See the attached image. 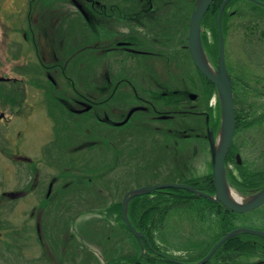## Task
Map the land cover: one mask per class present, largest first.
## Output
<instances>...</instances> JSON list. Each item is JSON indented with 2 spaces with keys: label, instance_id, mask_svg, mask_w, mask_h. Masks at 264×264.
Segmentation results:
<instances>
[{
  "label": "rangeland",
  "instance_id": "obj_1",
  "mask_svg": "<svg viewBox=\"0 0 264 264\" xmlns=\"http://www.w3.org/2000/svg\"><path fill=\"white\" fill-rule=\"evenodd\" d=\"M79 1L84 6L83 1ZM124 1L109 0L108 2L121 4ZM215 1L213 0L210 6L214 12H216ZM197 2L198 0L196 4ZM242 2L238 3L235 15L230 18L229 32L225 38L226 66L232 80L235 78L233 82L237 88V97L238 94L242 97L244 92L247 95L248 91L240 84L241 77L235 70L241 66V60L245 58L246 45L248 51L250 50L248 40L252 36L254 38L256 28L262 27L264 22L254 19L252 6ZM41 3H44L42 9L49 8L46 0H37L38 6ZM194 3L195 0H186L179 5H169L167 10L162 11V20L172 21L171 18L178 15L180 18L177 22L180 24L187 22L185 16L190 10H193L191 15L193 14ZM75 6L79 8L76 4ZM69 8L75 11L71 5ZM34 9L32 0H0V77L5 78L4 81H0V114H3V117L8 116L6 121L5 119L0 121V194L10 188L23 187L22 185L28 182L29 177L25 175L28 166L23 162H16L2 149L14 152L18 150L35 162H39L40 171L36 173L37 180L41 183L32 194L27 193L19 200L12 199L9 213L14 212L13 219L21 220L23 212L37 205L41 195H44L45 205H40L35 214L38 215L40 222L38 240L32 229L31 234L26 233L24 237H17L16 240L10 237L6 246L0 243V264H55L60 259L59 247H56H62L65 242L69 243L68 247L72 245L75 250L76 246H81L82 258H76L79 260L78 264H112L115 255L137 248L132 240H135L133 233L124 228L122 221L116 220L113 214L111 216L100 214L95 210L87 209L88 205L85 204L91 203L92 197L119 201L123 199L125 193L135 191L137 188L164 183L184 184L193 176L201 178L210 171L207 164V143L203 138L178 131L191 121H185L180 116L169 120H156L145 107H137L140 103L133 101L130 94L120 93L127 88L125 83L120 84L118 88L120 94L115 96L109 105L95 101L87 102L84 95L76 96L81 103H75V100H72L74 98L71 91L72 84L67 83V78L58 71V66H54L55 63H61L67 57L68 70L75 75L79 90L91 94L94 99L104 98L111 85H115L122 78L131 79L138 87L149 84L168 86L169 83L191 86L193 89L189 90L186 96L192 99L189 108L193 110L199 106L201 108L200 103L215 105L216 96L213 93L210 99H204V86L197 70L188 58L187 52L179 48H174V52L169 55H158L154 51L139 54V61L133 65L114 62L109 57L114 50L102 56L105 42H110L118 34L116 26L120 24L123 27L129 24L124 18L132 11L129 5L122 8L120 21L111 23L113 26H108L110 30L107 31L102 27V30L99 29L100 15L98 16L90 5L87 7L89 19L83 12L75 11L78 20L52 7L45 20L39 23L40 27L34 31L36 28L33 26L32 17L39 18ZM99 33L101 37L98 36ZM209 37L211 40V34ZM93 41H97L98 44L93 45ZM182 42L183 39L178 40V44ZM259 48L264 51V42L253 47L254 50ZM37 49L44 64L36 57ZM75 51L89 52L86 56V65L85 63L81 65V61L77 60L76 72L73 65L76 58ZM204 51L208 57L210 56V60L215 61L206 47ZM259 52L250 55V58L253 57L251 62H245L246 72L254 74L258 72L257 63L264 62V53ZM190 74L195 77V85L189 79ZM66 75L64 72V76ZM51 76L57 81V85ZM176 79L179 83H176ZM260 79L250 77L249 87L264 85V78ZM261 89L264 90L263 87ZM138 93L146 96V92L141 88L138 89ZM193 95L195 98H192ZM155 97L156 95L151 93V98L156 102ZM259 97L262 95L257 93L256 98L246 100L245 104L254 106L255 102H261L258 101ZM214 110L216 114L219 113L217 107ZM260 150L258 146L246 147L248 157L250 156L251 159L260 158ZM233 157L232 151L228 161L234 164ZM239 161L242 163L243 159L239 158ZM245 161L247 164L250 160ZM261 162L264 163V159H261ZM184 163L192 165L193 168L183 169ZM257 164L260 166L259 162ZM49 183H52L53 187L47 191ZM162 189L168 188L156 189L155 192H163ZM171 189L185 191L182 188ZM195 190L191 195L197 196L196 199L202 198L200 196L204 194L214 196L212 193ZM46 193L50 194V197H47ZM101 198L98 200L103 201ZM199 201L201 203L197 202L185 208L178 205L172 210L167 209L173 213L167 212L164 216L161 215L155 229L153 236L156 241L155 246L167 251L171 257L182 259V261L172 260L166 256L167 261L173 264H206L213 261L212 257L224 245L219 243L220 245L217 244L206 251L202 249V254L199 249H195L196 245L204 243L202 242L204 236L211 235L210 226L216 225L217 232L218 227L230 228L233 220L228 216L230 213L222 208H220L222 213L218 212L216 217L206 213V203L203 200ZM127 204L128 202L125 204L126 213L125 216L123 213V221L126 220L125 223L135 229L129 220ZM106 205L97 203L96 206L91 207ZM195 212L199 215L196 216ZM233 215L234 213L230 217ZM246 220H243L245 224L264 225V221L257 220L253 212L246 215ZM44 222V230L41 232ZM5 227H9V223H6ZM239 230L258 235L255 234L258 232L257 229L241 227L231 232L225 231L226 237L223 235L221 240L236 235ZM135 232L137 238L135 241L140 247V243L144 245V240L141 238L144 232L137 229ZM262 234H264L263 230ZM252 239L259 244L257 237L252 236ZM38 243L46 248L42 252V257L36 258L26 244L39 247ZM14 244H23L29 254L26 255L18 248H14L12 246ZM120 245L122 249L119 248ZM154 249L151 248L153 257L161 255L160 250L153 252ZM229 250L232 248L226 246V249L218 255L225 257L221 258L224 261L217 264H236L232 256L228 258L229 254H225ZM37 253L39 254V250L33 251V254ZM60 253H62L61 259L69 254L68 252L65 254L64 251ZM64 260L69 262L70 259ZM215 260L216 258L211 264H214ZM249 260H253L252 263L264 264L263 255H256L251 250L242 253L240 263L247 264Z\"/></svg>",
  "mask_w": 264,
  "mask_h": 264
},
{
  "label": "trees",
  "instance_id": "obj_2",
  "mask_svg": "<svg viewBox=\"0 0 264 264\" xmlns=\"http://www.w3.org/2000/svg\"><path fill=\"white\" fill-rule=\"evenodd\" d=\"M35 5V11L37 12L36 16H39V18L32 17L34 31L37 30L40 26L39 23L45 20V16L48 14L49 10L54 7L57 11L60 12H66L68 13L72 19L78 20V16L76 12H80L79 9L76 8L74 0H46V4L48 5V9L44 10L42 9V5L44 3H41L39 6L37 4V0H32ZM77 2H80L79 0H76ZM84 3V6L87 8L88 5L92 7V9L98 14L99 16V29L104 28V30H110L108 26H113L116 21H120L122 10L126 7V5H129L132 8V11L130 14L125 15V19L129 21V24L126 26H121L118 24L116 27L117 33L119 35H125L124 41L121 42L119 39L114 37L110 42H105L103 45V54L102 56H106L110 51L114 50V53L109 55V57L114 62H125L126 64L133 65L138 60L139 54L142 55L144 53H148L150 51H154L158 55H169L172 52H174V48H179L181 50H184L187 52L188 58L191 60V63L195 67L191 54L188 48V37H189V19L191 16V13L193 10H190L186 16L185 19L187 22L180 24L178 19L180 18L178 15H174L172 21L170 20H162V11L167 10L169 5H179L183 2H186V0H125L124 3L121 4H113L108 2L109 0H82ZM194 3V6L196 4ZM240 1L247 2L252 6V14L254 19L263 21L264 20V0H230L222 14V30L224 37L226 38L229 32V21L230 18H232L235 15L236 6ZM216 12L209 9L204 17V25L202 30V42L204 48L206 47L209 54H211L212 57H217L219 54V32H218V16L220 8L224 2V0H216ZM74 7L75 11H71L69 6ZM150 7L153 8L152 11H150ZM123 8V9H122ZM194 9V8H193ZM74 16V17H73ZM149 20V21H148ZM112 23V24H111ZM32 28V27H31ZM32 31V32H34ZM116 33V34H117ZM115 34V35H116ZM209 34H211V40H209ZM208 35V36H207ZM99 37H101V34H98ZM183 39V42L178 44V40ZM99 41V40H98ZM261 42H264V22H262V27L256 28L254 33V38L252 36L251 39L248 40L247 44H250V50L248 51V46L246 45L244 50V56L245 58L241 60V66L235 70L236 73L241 77L240 84L244 86L245 89H247L248 94L246 95L245 92L241 95L238 94L237 97V88H235V84L233 85L234 88V102L236 107V113L238 116L237 124H236V133L234 142L232 143V151L235 153H247L246 147L247 145H250L251 140L249 135V131H255L256 135L253 138V142L255 143V146H258L261 150L259 153V156L261 159H264V90L261 88H264V85H256V86H250L249 87V81L248 79L250 77H256L258 80H261L260 78H264V62H258L257 68L258 72L254 71V73L246 72L244 70V67H246L245 62L249 61L251 62L253 60V57L250 58V55L258 53H264L262 48H259V50H254L253 47L256 44H260ZM93 45L98 44L97 41L92 42ZM95 43V44H94ZM252 50V51H251ZM37 52H39V56L41 57L40 51L37 49L35 51L36 57ZM89 54L88 51L78 52L75 51V61L73 65L75 66V72H76V62L77 60L81 61V65L86 62V56ZM121 56H124V58H120ZM210 58V56H209ZM38 59V58H37ZM41 63H43V60L40 58ZM67 60V57H66ZM64 60L61 63H55L54 66H58V68H61V73L63 77H66L67 83L71 82L72 84V95L77 97H82L85 93H83L81 90H79V85L76 82L75 75H73L72 71L68 70V64ZM158 60V59H157ZM160 61V60H159ZM141 62V61H140ZM142 63V62H141ZM161 66V65H160ZM66 71H65V70ZM196 69V67H195ZM197 70V69H196ZM232 70V69H231ZM66 74H69L68 76H64V72ZM197 73L199 75V78L201 82H204V90H203V96L204 99H210L216 91V89L213 87L212 83L208 81L200 72L197 70ZM77 76V74H76ZM193 74L189 75V79L192 80V84L195 85ZM232 78V77H231ZM247 78V79H246ZM235 79V78H234ZM233 79V80H234ZM240 80V79H239ZM120 82H124V79L119 80ZM264 81V79H263ZM118 82V81H117ZM176 83H179V81L176 79ZM171 86V91L168 92L167 96H163L160 92H155V99L156 102L159 104H162L166 106H170L166 111L169 119H174L175 117H182L185 121H191L192 122H199L200 124H203V126L206 129L207 123L200 117V113L198 111L201 110L200 106L195 109L198 111L191 110L189 108V103H187V92L185 91L187 87L192 88L191 86H180V85H173L169 83ZM156 87L159 84H155ZM154 85V86H155ZM209 85L211 87H209ZM172 87H182L179 89H172ZM188 89V88H187ZM193 89V88H192ZM261 89L260 92H258ZM65 92H67L65 90ZM258 95H262V97L258 98V101L261 100V102H255L254 106L245 104L247 103L246 100H250L251 98L254 99ZM246 97V98H245ZM85 99V98H84ZM92 101L100 102V99H94ZM198 101V100H197ZM201 101V100H199ZM95 102H92L95 104ZM183 104H186L185 107L181 106ZM257 105V106H256ZM166 109V108H165ZM208 110H211L210 108ZM157 118V117H156ZM155 119V118H154ZM123 122V120H122ZM259 132H263L262 134H258ZM239 137H238V136ZM249 138V139H248ZM204 139V138H203ZM237 140V142H235ZM242 142V143H241ZM240 144V145H239ZM257 151V148H255ZM246 161L243 160V163L238 166V176L240 180L244 179L246 180L248 177L251 178L252 176H255L257 173H260L262 171L256 170L253 167L249 168V171L247 172L244 168L246 166ZM250 175V176H249ZM228 180L231 182V177L227 175ZM209 179V184H205L206 187H200V184H202L203 181L206 179ZM188 185L195 186L198 190L209 192L212 190L211 193L214 192V187L212 186V172L209 171L207 174L202 176L197 181H194V178L187 179L185 181ZM51 184V183H50ZM169 184V183H168ZM234 185L238 186V184ZM243 184V183H242ZM240 186V185H239ZM163 192L156 193L155 191L148 192L142 195H138L133 198L132 202H130V210H128V216L130 223L133 225L134 217L141 218V225L140 227L136 224L135 228H140L144 232V237L142 238L144 241V245L140 244L139 247L138 242H136L134 239H132L137 246L135 250L131 251H125L121 252L120 254H117L113 257V260L111 263L119 264L120 262L122 264H166L164 261L159 259L151 258L148 253L151 252V248H155L153 252H157V250H161L163 253L168 255V257L172 260H179L182 261V259L171 257L169 256L167 251H163L162 249H159L157 247H153L151 245H155L156 241L154 239L155 229L157 225L159 224L161 215L164 216V213L171 212L167 211V209L172 208L174 206H181L182 208L186 207V199L183 198L186 196L185 194H194L187 190H183L182 192L172 190L171 188L168 189H162ZM179 193V194H177ZM179 197V198H178ZM101 197H96L93 199L92 202L88 205L87 209H91L92 211L95 210L99 212L100 214H106V216H111V214L114 215V218L116 220L122 221V225L127 230H130L128 225L123 221V215H122V208H121V200H106L104 198L103 201L98 200ZM97 203H105L106 206H99V207H91L96 206ZM165 205V207H164ZM228 210V209H227ZM140 212V213H139ZM131 213V214H130ZM137 213L138 215H136ZM158 218V219H157ZM137 239V238H136ZM76 241H78L76 239ZM151 243V245H150ZM69 243H63V246L60 248L61 252L64 251L65 254L68 252L70 253L72 250H75L74 247L71 245L68 247ZM225 243L222 248H220L216 254L212 257L215 260L214 264L219 263L220 261H224V259H221L225 257L224 255L218 256L223 250L226 249ZM44 247V245H42ZM151 247V248H150ZM120 249H122L121 245L119 246ZM76 253L73 256H70L69 254L64 255V258L60 260H63L62 264H78L79 260H76V258L81 259L82 253H81V246H76ZM242 251V250H241ZM242 253V252H239ZM237 259L234 260V263L241 264L239 262V255ZM62 254V253H60ZM226 255L228 253H225ZM62 256V255H61ZM67 256V257H66ZM229 258V255H227ZM64 259H70L69 262H65ZM212 259V260H213ZM221 259V260H220ZM140 262H139V261ZM146 261V262H145ZM253 260H250L247 264H257L255 262L252 263ZM213 261H210L206 264H211ZM57 264V263H55ZM173 264V263H168Z\"/></svg>",
  "mask_w": 264,
  "mask_h": 264
},
{
  "label": "flooded vegetation",
  "instance_id": "obj_3",
  "mask_svg": "<svg viewBox=\"0 0 264 264\" xmlns=\"http://www.w3.org/2000/svg\"><path fill=\"white\" fill-rule=\"evenodd\" d=\"M74 2L79 7L77 9H79V11L83 12V14L86 16V18L89 19V16H88V13H87V8H85L81 3L77 2L76 0H74ZM152 10H153V8L150 7V11H152ZM202 30H203V27L201 29V32H202ZM124 36L125 35H123V34L122 35L117 34L114 37H116V39L118 38L119 41L123 42L124 41ZM114 37H113V39H114ZM188 48H189V37H188ZM38 53L39 52H37V56H38L37 58L40 61L41 57L39 56ZM218 57H219V54H218L217 57H215V61H213L211 59L212 62L214 63V64L212 63V65L215 68H217V65H218ZM215 63H217V65ZM195 67H196V65H195ZM59 69H58V71L60 72L61 68H59ZM229 73H230V71H229ZM67 75L69 77V74H67ZM119 80H121V79H119ZM124 80H125L124 82L118 81L119 83L116 82L115 85H113V86L111 85V87L109 88V90L106 93V96L104 98L100 99L99 103H104L103 105H105V104L109 105V103L111 102V100L115 96L119 95L122 92H125L126 94H130L132 96L133 101H135L137 104L140 103V105H138L137 107H145V109L149 110V112L151 113L152 117L155 118L156 120L168 119L169 116L167 115L165 110H167L170 106H168V104L166 106H164L162 104H159V103L155 102L151 98V93L155 94V92L158 91L161 94H163V96H167L168 92L171 91L170 84H168V86H165L164 84H159L157 87H156L155 84H149V85H147L145 87H143V86L138 87L136 84H134V82L131 79H126L125 78ZM117 83H118V87H117ZM121 83L127 84V88L124 91H121L119 93L118 92V88H119ZM55 84L57 85V81L56 80H55ZM203 85H204V82H203ZM212 85L216 89L215 84L212 83ZM139 88H141L143 91L146 92V96H141L138 93V89ZM175 88L179 89V88H182V87H175ZM187 88L185 90V91H187V93H188L189 90H192V88L191 89L189 87H187ZM214 93H215V96H216L215 105L211 104V103L210 104L207 103L206 105H203V103H200V104H202L201 110L200 111L194 110V111H198L201 114L200 117L202 119L204 118L203 120L207 123L206 129L203 126V124H200V123H188L187 125L181 127L182 129L178 130L179 132L190 133V135H192L194 137H197V138H204L203 141L207 143V148H208L207 149V153H208L207 164L211 168V170H212V154H211V143H210L209 136H210L211 133H213L215 144L218 143L219 136H220V133H219V127H220V125H219L220 124L219 113H220L221 105H220L217 89H216V91H214ZM84 98H85V100L87 102H91L93 100V97H92L91 94L88 95V94L85 93L84 94ZM192 98H195V96L193 95ZM72 100H75V103H81L78 100V98H76V96H74V98ZM188 100H189V102L187 101L186 104L191 103L190 101L192 99L191 100L188 99ZM194 100L196 101V99H194ZM137 104H135V105H137ZM186 104H183L181 106L184 107V105H186ZM216 107L219 110V113H217V114H216V110H214ZM209 108L211 110H208ZM191 110H193V109H191ZM235 113H236V109H235ZM4 119L6 121L8 119V116L5 115V117H2L0 119V121H3ZM237 119H238V116H237V113H236V124H237ZM123 121H124V119H123ZM235 131H236V129H235ZM235 133L236 132H234V134ZM262 133L263 132H259L258 134H262ZM249 135H251L250 136L251 143H250L249 146L255 147V143H257V142H253V138L255 137L256 132L253 131V130L249 131ZM234 138H235V135L233 137L232 143L234 142ZM2 150H3V152L6 155L11 156L16 162H18V163L19 162L20 163L23 162V163H25L28 166V170L26 171L25 175H26V177H29V178L27 179L28 182L26 184L22 185L23 187L10 188L9 190L3 191L0 194V243H1L2 246H6L7 242L10 240V237H12L14 240H16L17 237H24V235L26 233H30L31 234L33 230H34V235L37 237V240H38V230L40 231V227H38V226H39L40 222H39L38 215H35V214H36V212H37V210H38L40 205H45V201L43 199L44 195L40 196V198H39V200L37 202V205L31 207L30 210L28 209V210L23 212L21 220L13 219L12 215L14 214V212L13 213H9V212H10V209L12 207V201L14 199L15 200H17V199L19 200L20 198L24 197V195H26L27 193L32 194L36 189H38V187H39V185L41 183V181L37 180V173H36V172L40 171V168L38 166L39 162H35L27 154H24L22 152L20 153L18 150H16L15 152L12 151L11 149H10L11 151L5 150L4 148ZM231 153H232V144H231V147L228 150V153H227V156H226V159H225V168H226V174L231 177V182L229 180H228V182L233 187L235 193L238 195V198L244 199V198L249 197L250 195L254 194L255 192L259 191L260 189L264 188V178H260V179L258 178V177H263L264 176V163L261 162V158L257 157V158L251 159L250 156L248 157V154L245 153V152L242 153V154H240V153L236 154L235 153L234 157H233V159H234L233 160L234 164H233L230 161H228V158L230 157ZM251 153L252 152H250L249 155H251ZM239 158H242L243 160H250L247 163V165L244 167L247 172L249 171V168H252V167L254 169L262 171V172L257 173L255 176H252L251 178L248 177L247 178L248 181H246L244 179L240 180L239 179L240 177L238 176V172L237 171H238V166H240L243 162L240 163ZM257 160L260 163L259 164L260 166H258ZM182 167H183V169H187V170L193 168L192 165H187V163H184L182 165ZM22 175L23 174L21 172V176ZM193 178H194V181H197L198 179H200L199 176H193ZM32 179H34V180H32ZM189 179H191V178H189ZM227 179H228V177H227ZM233 181L235 182V184H238V186L232 184ZM208 182H209V179L207 178L205 181L202 182V184H200V187H203V188L206 187L205 184L206 183L209 184ZM212 186L214 187V184H212ZM50 187L51 188L53 187L52 183L48 184V186H47L48 190L47 191L50 190ZM214 191H215V188H214ZM211 192H212V190L209 191L208 193H211ZM214 193L215 192H213L212 194H214ZM46 196L50 197V194L46 193ZM195 197H197V196H195V195H186V196L183 197V198H185L187 200L186 201V207L187 206H191V205H193V204H195L197 202H200L199 200H203L206 203V205H205L206 208H207L206 213H211L212 216L216 217V214H218V212L222 213V211L220 210V208H222L223 210L227 211V213L229 212L230 213L228 215L229 218L233 219L231 221V223H230L231 227L228 228V229H220V227H218V231L216 232V225L210 226V229H211V232H212L211 235L210 236H204V238L202 239V242H204V243L201 244V245L200 244L196 245V248H195V249H199L201 251V254H202L203 251H206L207 249H211L215 244H217L224 237L223 235L227 233V232H225L227 230H229L231 232V231L239 229L241 227H244V228L245 227H248V228L252 227L253 229H257L258 231H262V230L264 231V225H262V224H257V223L255 224L254 223V225H249V224H245L243 222V220L247 221L246 220V215H248V213H250V212H253L254 214H256L257 220L264 221V203L261 204L260 206L256 207V208H254V209H251V210L235 211V210L228 209L226 207V205H224V204L216 203V201H211L210 199L206 198L203 195H201L200 197H202V198H199V199H196ZM133 198L130 200V202H132ZM122 200H121V208H122ZM130 202H129V204H130ZM216 205H217V207H216ZM129 208H130V205L128 207V210H129ZM171 213H173V212H171ZM232 213H234V215L230 217V215ZM135 214L138 215L137 213H135ZM194 214L196 216L199 215L198 212H195ZM122 215H123V213H122ZM123 220H124V217H123ZM200 222L203 224L202 220H200ZM6 223H9V227H5ZM134 223H136L137 226L140 227L141 218L134 217L133 225L135 226L136 224H134ZM205 223H207V222H205ZM44 226H45V222L43 223V228L41 229V232H43ZM136 229L142 231V229H140V228H136ZM244 230L248 231L246 229H244ZM130 231H131V229H130ZM203 234H205V233H203ZM255 234H257V233H255ZM41 236L42 235H40V238H41ZM133 236H134V234H133ZM252 236L257 237L256 240L260 241V242L258 241L259 244H256L253 241ZM261 236L262 235H260V234L253 235V234H250V233L241 232V230H239L236 235L230 237V239L227 240L228 244L226 246H229V247L232 248V250H229V252H227L229 254V257L232 256L231 258H234V260H235V259H237V257H238L237 254L239 252L243 253V252H246L248 250H251L256 255L257 254L258 255H263V257H264V247H263L264 246V237H261ZM134 238H135V240H137L135 236H134ZM200 240H201V238H200ZM227 241H225L223 244L225 245V243H227ZM26 245L30 249L32 255L34 257H36V258L42 257V252H43L44 248H46V246L43 247L41 244H39V247L38 246L36 247L34 245L32 246L31 244H26ZM12 246L14 248L15 247L18 248L20 251H22L26 255L29 254L28 249L25 248V246L23 244H14ZM153 246L156 247L155 245H153ZM254 247H255V249L252 250V248H254ZM56 248H58V253H59L58 256L61 257L60 256L61 255L60 254L61 246H57ZM221 248H222V246H221ZM202 249H204V250L202 251ZM6 250L8 251V248ZM38 250H39V254L38 253L36 255L33 254V251H38ZM160 252H161V255H159V256L156 255V256L153 257L152 256L153 255L152 252H149L148 255L151 258L162 260L166 264L171 263V261H167L168 260L167 258H169L168 255L163 253L161 250H160ZM75 253H76V251L72 250L69 253V255L73 256ZM242 253H239L240 254L239 255L240 259H242ZM166 256H167V258H166ZM240 259H239V262H240ZM213 261H214V259H213ZM216 261H217V259H216ZM57 264H61V260L60 259L58 260Z\"/></svg>",
  "mask_w": 264,
  "mask_h": 264
},
{
  "label": "bare ground",
  "instance_id": "obj_4",
  "mask_svg": "<svg viewBox=\"0 0 264 264\" xmlns=\"http://www.w3.org/2000/svg\"><path fill=\"white\" fill-rule=\"evenodd\" d=\"M202 0H198L197 4L195 5V9H197L200 5ZM195 11V10H194ZM202 29V26H201ZM190 49V47H189ZM199 53H200V57L201 60L203 61L204 65H206L211 72L216 74V71H219V57H218V65L217 68L213 67L210 59L208 58L207 54L205 53L202 44H201V40H200V44H199ZM226 63V60H225ZM217 92H218V96H219V101H220V105H221V109H220V127H219V140L218 143L215 144L214 142V135L213 133L210 134L209 138H210V143H211V154H212V170L210 168V171L212 172V182L214 184V188H215V193L214 196H209V195H203L206 198L210 199L211 201H216V203H221L226 205V207L230 210H235V211H247V210H251L254 209L256 207H252V205L255 203V206L258 207V205L260 206L263 202H264V188L260 189L259 191L255 192L254 194L250 195L249 197H246L244 199L238 198V195L235 193L233 187L229 184L228 179H227V174H226V168H225V159L229 150V144H230V137L228 138V134L230 132V126L232 124V122H230L228 115L226 114V110L224 112V105H223V101H222V97H221V92L218 88V86L215 84ZM226 109V108H225ZM235 119H236V113H235ZM221 155L222 158H224V160L222 161L223 164V180L221 181L219 174L216 172V157L217 155ZM216 181L219 182L222 185V192H220L219 188L216 185ZM165 184H159L162 186H165ZM153 190L148 189V187L142 188L140 190H142L143 192L138 194V195H142L148 192H152V191H156V189H160L161 187L159 186H151ZM167 188H177V187H173V184L168 185ZM139 188L135 189V192L138 191ZM197 188H195V186L193 185H189V187L185 190L194 193L193 190H195ZM222 193V194H220ZM133 193L132 191L127 192L124 194L123 200H122V211L124 213L125 210V204L126 202H128V206H129V202L133 197L136 196H132ZM217 199V200H216ZM228 202V203H227ZM132 233L134 234V236L136 237V232L135 229H133L132 227L128 226ZM257 234L263 235L262 231H258L256 232ZM225 236V235H224ZM226 237V236H225ZM230 237L225 238L221 241H219L217 244L221 243V245L229 240ZM142 244V243H140ZM217 244H215L214 246H216ZM213 246V247H214ZM212 247V248H213ZM116 264V263H114Z\"/></svg>",
  "mask_w": 264,
  "mask_h": 264
},
{
  "label": "water",
  "instance_id": "obj_5",
  "mask_svg": "<svg viewBox=\"0 0 264 264\" xmlns=\"http://www.w3.org/2000/svg\"><path fill=\"white\" fill-rule=\"evenodd\" d=\"M230 0H224L218 16V25H219V71H216V74L211 72V70L204 65L203 61L201 60L200 53H199V44L201 40V26L202 21L210 9V6L213 2V0H202L199 7L195 9L193 12L191 18H190V30H189V47H190V53L191 57L193 59L194 64L199 69V71L205 76L210 82L216 84L221 92V97L224 105V112L226 110V114L228 115V118L230 122H232L230 126V132L228 134V138L230 137V146L234 137V132L236 129V119H235V103H234V96H233V83L232 78L229 75V72L227 70V66L225 63V38L222 30V14L223 10L226 6V4ZM221 21V23H220ZM202 44V41H201ZM203 47V46H202ZM5 78L0 77V81H3ZM226 108V109H225ZM3 117V114H0V118ZM225 158V157H224ZM224 158L221 157V155H217L216 157V172L219 174V177L221 181L223 180V164L222 161ZM173 184V187L187 189L189 185L187 184H177V183H167L165 186L156 185L161 188H167L168 185ZM216 185L219 188L220 192H222V185L216 181ZM145 188V187H144ZM152 190V187H148V189ZM142 188H139L138 191L132 190L133 195H138L142 193L143 191L140 190ZM194 192L196 190H193ZM222 194V193H220ZM208 195V194H204ZM217 200V199H216ZM228 203V202H227ZM264 203V202H263ZM262 203V204H263ZM259 206V205H258ZM252 207L255 206V203L252 205ZM126 211L124 210V216ZM126 219V218H125ZM130 226V225H129ZM132 226V225H131ZM264 235V234H263ZM221 244V243H220ZM219 244V245H220ZM218 245V246H219Z\"/></svg>",
  "mask_w": 264,
  "mask_h": 264
}]
</instances>
